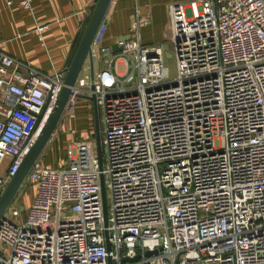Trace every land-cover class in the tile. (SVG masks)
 Here are the masks:
<instances>
[{"label": "built area", "instance_id": "built-area-1", "mask_svg": "<svg viewBox=\"0 0 264 264\" xmlns=\"http://www.w3.org/2000/svg\"><path fill=\"white\" fill-rule=\"evenodd\" d=\"M171 21L174 76L164 46L142 41L139 9L119 52L102 22L93 50L109 67L80 74L65 113L96 95L103 167L94 132L68 143L62 166L38 159L32 203L0 221V264H264V0L174 2ZM64 75L0 50V196Z\"/></svg>", "mask_w": 264, "mask_h": 264}, {"label": "crops", "instance_id": "crops-1", "mask_svg": "<svg viewBox=\"0 0 264 264\" xmlns=\"http://www.w3.org/2000/svg\"><path fill=\"white\" fill-rule=\"evenodd\" d=\"M189 1L191 0H113L105 18L103 46H112L121 36L130 34L137 9L149 21L140 30L142 41L146 44L163 45L172 26V4ZM96 2L97 0H34L30 9H24L19 0H13L11 5L0 0V50L44 73L66 70ZM84 10L85 14L82 13ZM43 24L48 25V28L40 33L37 26ZM107 59L109 58L96 53L95 72L109 67ZM84 72H89L88 65ZM93 120L92 103L86 99L78 100L74 111L62 116L43 154L50 148L61 149L66 159L67 145L73 140L70 138L75 137L74 134L78 136L83 128L87 131L82 134V138L92 137ZM17 199L18 205L24 206L33 201V198L28 201L25 193L22 199Z\"/></svg>", "mask_w": 264, "mask_h": 264}, {"label": "water", "instance_id": "water-1", "mask_svg": "<svg viewBox=\"0 0 264 264\" xmlns=\"http://www.w3.org/2000/svg\"><path fill=\"white\" fill-rule=\"evenodd\" d=\"M113 0H97L93 11L90 15V18L85 26V29L81 35L79 44L77 46L76 52L73 56V59L69 66L65 70L64 75V84L62 86L61 92L58 96L57 101L53 104L46 120L42 124L38 135L24 156L23 160L20 163V166L14 176L11 178L7 184L5 190L0 196V221L4 217V213L7 211L13 200L16 198L19 190L24 185L27 180L28 173L32 168L33 164L40 159L43 151L53 135L55 134L58 125L61 121L62 116L65 113L66 106L70 96L73 94V87L76 84V81L80 74L86 69V65L89 67V73L91 80L94 79L95 67H94V50L93 44L95 36L100 28V25L105 20L109 7L111 6ZM131 34L121 36L119 40H130ZM115 52L122 50V47L118 43L112 45ZM167 57H172L170 52L166 53ZM79 98H84L89 100L92 103L93 107V121H94V130H95V147L97 149L98 158L100 160L101 168L103 151L101 145V134H100V114L99 108L97 105L96 95H84L78 94ZM39 119H42V114L39 116ZM102 185V195L104 198V216H105V225L107 226V204H106V190L104 185V179L101 178ZM108 236V235H107ZM108 249H110V244L107 240ZM156 253V251L147 252L148 255ZM135 257L133 260L137 259Z\"/></svg>", "mask_w": 264, "mask_h": 264}, {"label": "rangeland", "instance_id": "rangeland-1", "mask_svg": "<svg viewBox=\"0 0 264 264\" xmlns=\"http://www.w3.org/2000/svg\"><path fill=\"white\" fill-rule=\"evenodd\" d=\"M163 46H164V49H165L166 52H170V53L173 54L172 57H167L166 56L165 64L169 68L170 74L172 76H174L175 73H176V57H175L174 44L168 38L164 42ZM116 70L122 72L124 70V64L123 63H118V67L116 68ZM81 99L83 100L84 98H80L79 100H81ZM99 114H100V134L102 136L103 135V123H102V110H100V109H99ZM94 129H95L94 128V124H92V132L95 133ZM86 131H87L86 129L82 128V129H80V132H79L78 136H77V134H74L75 137H71L70 139H73L72 141L80 139V138H82V134L86 133ZM42 159H43V161H42ZM64 160H65V156H64V153L61 151V149H55V148L51 149L50 148V149H47V151L43 155H41V161L44 164V166L47 165V166H50V167H59V166H62L64 164V162H65ZM9 163H10V158L6 157L0 164V170L4 171ZM67 164H68V161H67ZM23 193H25V198L28 201H30L31 198H34V196H35L36 188H35L34 185H32L31 183H29L26 180L24 185L19 190V192L17 194V197L22 199L23 198ZM17 197L13 200V202L10 205V207H14V206L18 205ZM106 202H107L108 211H109L110 210L111 200H110V192H109L108 188H106Z\"/></svg>", "mask_w": 264, "mask_h": 264}, {"label": "trees", "instance_id": "trees-1", "mask_svg": "<svg viewBox=\"0 0 264 264\" xmlns=\"http://www.w3.org/2000/svg\"><path fill=\"white\" fill-rule=\"evenodd\" d=\"M95 135V134H94Z\"/></svg>", "mask_w": 264, "mask_h": 264}]
</instances>
